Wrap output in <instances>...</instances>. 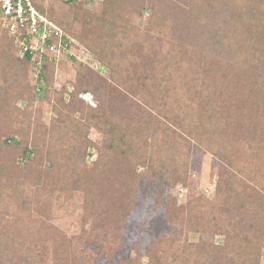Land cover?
I'll list each match as a JSON object with an SVG mask.
<instances>
[{"label":"rangeland","instance_id":"1","mask_svg":"<svg viewBox=\"0 0 264 264\" xmlns=\"http://www.w3.org/2000/svg\"><path fill=\"white\" fill-rule=\"evenodd\" d=\"M233 1L236 7L244 0ZM250 1L253 0H246L251 4ZM258 1V7L264 9V0ZM144 2L147 11L122 10L118 16L120 22L133 29L137 38L124 43L122 48L105 39L118 48L117 57L124 59L126 80H129L125 87L113 78L110 67L77 39L75 56L63 58L58 64L49 63V68L25 60L18 48L13 47V54L22 61L27 71L26 81L36 97L31 103L30 90V95L17 98L14 106L18 111L13 114L14 119H5L0 130L1 142L12 136L18 142L10 147L9 156L0 158V166H8L13 179L10 186L3 188L0 184V264H126L132 259L139 264H154L168 257L164 244L170 243L180 249L188 244L203 250L207 242L219 248L215 258L218 263L229 264L233 249L240 247L243 260L248 259L247 264H264V242L250 248L245 242L250 239L256 243L264 228V218L260 214V206L264 205V150L259 148V143L264 142V40L255 50L260 51L258 58L262 60L257 61L252 53H247L244 55L249 61L246 65L254 64L245 70L231 60L237 51L231 46L233 33L228 30L233 25L227 17L223 16L228 25L230 23L225 32L228 37L220 36L229 42L222 46L218 44L221 37H215L213 29L206 27L207 23L215 24L214 31H221L222 25L213 19V13H207L204 24L194 16L204 11L193 6L197 3L194 0H156L161 5V18L166 21L165 24L161 22L165 26H162L161 36L150 30L152 5L156 4L151 0ZM102 3L104 0H89L74 6L92 12ZM58 4L49 2L47 11L51 10L50 15L65 23L73 10ZM68 22L67 25H71V19ZM245 25L251 27L249 22ZM72 29L85 36L89 31L88 26L80 23ZM5 33L8 32L0 26V36ZM235 35L234 40L239 37ZM161 80L164 85L180 88L177 102L184 99L186 105L196 104L193 114L185 116L196 123L194 130L186 132L166 115L162 95L153 86ZM74 93L85 103V111L71 113L74 120L83 118L90 107L98 116L113 114L114 124L117 127L124 124V129L135 124L138 130L147 126L156 130L161 125L166 132L161 149L167 155H180L179 166L170 167L166 173L151 168L149 160L157 148L148 138L143 140L144 145L138 144L141 151L135 156L138 166L134 167L128 157L133 144L126 149V154L122 153L126 151L122 146L112 152L105 151L107 136L92 126L89 131L92 143L86 149L81 168V188L67 186L59 190L61 179H49L52 195L36 197L44 183V175L69 178L62 169L69 161L66 144L54 147L61 150L57 154L54 149L50 153L47 151L50 150V137L64 133L62 124L68 118L66 114ZM190 109L188 114L192 112ZM206 114L214 119L204 124L205 132L214 142L213 151L193 138L195 128L202 125L201 119ZM71 128L67 126L66 130L72 132ZM86 130L87 127H83L80 134ZM18 131L30 136L23 137ZM34 140L44 142L34 147ZM248 143L252 145L251 151L254 147L257 150L252 151L251 158V168L255 171L239 172L238 178L243 185L235 191L242 194L235 197L234 191L231 194L221 184L222 172L230 167L229 153L233 158L242 159ZM25 148L27 150L22 151ZM55 158L57 165L52 167ZM26 162H33L30 171L24 168ZM73 168H78V164ZM224 191L222 203L214 208L217 194ZM202 199L212 205L194 213L198 218L196 223L200 224L194 227L200 229L195 234L188 231L191 227L189 213L198 208ZM39 201L50 202V218L30 210ZM213 218L223 228L208 227V221ZM201 226L208 228L203 230ZM249 226L256 232L248 234ZM238 238L241 239L236 241ZM251 249L260 251L256 261L249 256ZM203 258L208 260L206 255Z\"/></svg>","mask_w":264,"mask_h":264},{"label":"trees","instance_id":"2","mask_svg":"<svg viewBox=\"0 0 264 264\" xmlns=\"http://www.w3.org/2000/svg\"><path fill=\"white\" fill-rule=\"evenodd\" d=\"M34 4L36 5L37 9L43 13L46 14L50 20L55 22L66 35H68L73 40L77 39L80 41L92 54L98 56L102 61H104L109 67L112 72L113 78L118 82V84L122 87H125V82H129V80H126V76H128L127 69L125 68L124 59L123 57L118 58V48L111 46L106 40H112V42L115 43L119 48L124 45V43H129L132 39L137 38V36L133 33V29L128 27L127 24L122 23L119 21V12L122 10H130L135 13L145 12L147 11L146 4L144 1L141 2V0H104V3L101 4V7L98 10L89 12L81 9V7H77L74 5H70L68 3H64L63 1L59 0H33ZM59 2V7L61 8H72L71 17L65 18V23L61 22L58 19L54 18V15H50V11L48 12V4L49 2ZM147 1V0H146ZM156 4V6L152 5V15L151 20L153 21L151 32L156 33L158 35H163L164 32H162V29L165 28V26L161 23L163 22L165 24V19L161 18V5L156 3V0H151ZM197 2L194 7H200L204 9V13L200 12L201 14H195L194 16L197 17V19H201L200 22L206 24L204 22V18L206 17L207 13H213V19H217L220 21L222 25V29L219 33L215 30V24H206V27L209 29H213V33H215V37L219 38V36L222 34L223 37L227 38L228 35L225 33L226 27H230V23L228 25L227 20L223 19L224 17H227L231 22L233 27L231 30H228L229 33H233V37L228 38L231 39V46L234 47L237 51L235 57H232L234 62L240 64L243 66L245 70H248L249 68H252L251 65L254 63H251L249 65H246L249 63L247 59H244V55L253 54V56L257 59V61H260L262 59L258 58L260 57V51H255L259 48V43L263 42L264 40V9L259 8L260 1L253 0L250 1V3H247L246 0L242 1L241 4L234 7L233 0H194ZM241 1V0H240ZM259 4V5H258ZM193 7V8H194ZM207 9V10H205ZM193 10L191 9V12ZM198 15V16H197ZM203 17V18H202ZM71 19V25H67L68 20ZM168 19V18H167ZM208 19H206V22ZM246 22H249L251 27L248 25H245ZM80 23L81 26H88L89 31L88 34L85 35H78L75 32H73L72 26ZM262 23V24H261ZM260 24V26H259ZM208 25V26H207ZM163 26V28H162ZM263 29V31H262ZM5 30V29H4ZM165 31V30H164ZM262 31V32H261ZM98 32V33H96ZM95 34H98L97 36ZM235 34H239L238 39H235ZM145 37V36H144ZM221 37V36H220ZM221 37V41L218 42L222 46L226 44V41L223 40ZM144 41H146V38H144ZM141 41V42H144ZM148 41V40H147ZM229 42V41H228ZM16 46V40L14 37H11L8 33L3 34V37L0 36V76L2 80V85H0V130L1 126L4 123V120H13L14 116L13 114L15 111H18L14 106V101L19 98L20 96L23 97L25 95H30L31 90V98L30 102L33 103L35 101V91H33L30 88V85L26 81L27 71L23 69L22 61H20L15 55L13 54V47ZM181 49L179 50V53H181ZM257 53V54H256ZM256 54V55H255ZM173 59L175 58V54H173ZM29 57L27 58V60ZM29 61V60H28ZM49 61L44 62L43 66L45 68H49ZM263 65V64H262ZM251 66V67H250ZM255 67V66H253ZM155 82V81H154ZM177 82V80H176ZM154 84V83H153ZM164 86V90L161 91V86ZM154 88H156L157 92H159L160 95H162V100L164 101L166 105V115L170 116L173 120V123L180 126L183 130L186 132H189L191 130H194L195 122L194 120H188L185 118V116L192 115L195 109V103L194 104H185V100H180L177 102L176 96L180 93V88L177 87V85H164V81L157 82L156 85H153ZM151 86V87H153ZM157 86V87H156ZM42 91V90H41ZM34 95V97H32ZM72 99L68 106V116L67 119H64L62 124L64 126V133L61 135L51 136L50 137V143L49 148L50 150L47 151V153H50L51 150H55L56 154L58 151L57 148H54L57 145H65L67 146V149L65 150L66 156L68 157L69 161L63 164L62 169L66 172L65 175L69 177L68 179H64L62 177L59 178H51L53 175H44L43 185L40 188V190L37 193L36 197L41 198L42 196H46L48 194L52 195V188H51V182L49 179H61V182H59V185L57 188L60 190L67 186H72L75 188H81V185L83 184V174H82V166L84 162V157L86 153V149L89 144L92 143L89 138V131L94 126L97 128L100 132L105 133L107 136V140L104 141L103 149L108 152H112L115 148L118 146H122L129 150V145H132V148L126 151H123L122 153L126 154L128 152V157L132 159V165L134 167L138 166V163L135 162L136 157L138 156L139 152L141 151V148L138 144H143V140L151 138V143L156 146V153L153 154L149 160L151 163V168H157L158 171L162 172H168V169L172 166H179L177 164V161H179L180 155H174L170 154L167 155L161 147L164 146L162 143V139L164 135H166V132L163 130L161 125L158 129L154 130L147 126L145 129H139L135 126V124L129 126L127 129H124V124H118V127L116 124H114V115L111 113H106L104 116H98V113L96 114L95 110L88 107V111L86 115H84L83 118L79 120H74L71 118V113H73L76 110L85 111V103L78 99L75 93L72 95ZM37 101V99H36ZM182 101V102H181ZM192 108L191 113L189 112V109ZM191 110V109H190ZM164 113V112H163ZM196 114V112H195ZM207 114L205 117H202L201 123L202 125L197 126L194 132V140L199 143L201 146L205 147L207 150H215V145L213 144V140H211L207 133L204 130V124H208L207 122H212L214 119L208 118ZM192 119V118H191ZM67 126H71L73 131L66 130ZM83 127H87L86 132L81 135V129ZM2 131V130H1ZM61 131V128H60ZM18 134L21 136H30L29 134L23 133L22 131H18ZM46 141V138H45ZM76 141V143H75ZM34 142H36L34 140ZM41 142H44L42 140L37 141L36 143H33L34 147L41 144ZM18 144V142L15 139V136L7 138L5 141H0V158L3 159L5 156L10 155V147L12 145ZM44 146V144H42ZM26 146V145H25ZM45 147V146H44ZM146 147V146H144ZM252 145L250 143L247 144V147H245L244 151V157L241 159L233 158L232 155L227 151V149H224L226 153H229V163L230 167L225 168L222 172L224 180L221 182L224 187H227V189L231 192H235L234 196H240L242 193L240 191H235V189H240V187L243 185L242 179L238 178V174L240 171H242V174H247L255 171L254 168H251V158L253 157L252 151H257L254 147L251 151ZM260 150H264V142L259 143ZM258 148V149H259ZM27 148L23 149L22 151H26ZM247 152V154L245 153ZM258 153V152H257ZM55 155V154H54ZM261 155V154H258ZM136 156V157H135ZM263 156V154H262ZM260 156V157H262ZM135 157V159H134ZM264 157V156H263ZM80 161L78 162V160ZM71 160V161H70ZM245 161V162H243ZM130 162V163H131ZM52 167L54 165H57V159H54V162H51ZM33 164L30 162H26L24 168H27L28 171H30V166ZM71 164V166H70ZM76 164H78V168H73ZM264 168V167H263ZM262 170V168H261ZM33 171V170H32ZM151 173V172H150ZM11 170H9L8 166L1 165L0 166V184L3 185V188L6 186H10V183L12 182V175ZM70 175V176H69ZM1 190V189H0ZM72 192V191H71ZM237 192V193H236ZM223 195H225V191L223 193L217 194L216 205L213 207H219L222 203ZM234 196L232 197L234 199ZM41 201V200H40ZM38 202V205L34 208L30 209L31 211L34 210L42 217L50 218L51 217V205L50 202L48 204L47 201L45 202ZM199 201V200H198ZM197 201V202H198ZM202 203V204H201ZM205 200L202 199V201H199L198 208L192 212L190 210L189 213V219L188 224L190 229L189 232L192 233H198L199 230L194 229V227L200 225L196 223L198 221V218H195L196 216L194 213L196 211H201L204 207H208L212 205V203H206ZM27 204V203H26ZM260 214L264 218V205L260 206ZM251 208V207H250ZM195 209V208H194ZM252 209V208H251ZM201 220L205 222V218L201 217ZM40 223H43L42 220H40ZM213 221V222H212ZM212 221H208V227L215 228L216 230H220V228H223L221 226V223L218 222L215 218L212 219ZM175 226H178L175 224ZM208 227L201 226L203 230H206ZM250 227V226H249ZM47 229V228H46ZM48 229L52 230V227L48 226ZM250 230H248V234L250 232H254V227H250ZM39 231H42L39 229ZM225 234L228 233V231L223 230ZM222 231V232H223ZM44 232V231H42ZM256 232V231H255ZM174 235H172L169 239H172ZM241 238L236 239V241H239ZM181 240V239H180ZM229 240L226 241L228 243ZM245 242L247 243L248 247L250 248L252 245L261 246L264 242V228L262 227V232L260 234V239L258 238L257 242L254 243L250 239H245ZM164 247L166 249L167 258L164 259L163 257L154 264H164L163 262H167L169 264H221L216 262V256L218 255V247H216L212 242L204 243V249L202 250V247L200 246H192V245H186L183 246L181 249L173 244L167 243L164 244ZM243 247V245H242ZM200 248V249H198ZM170 251L173 252L170 253ZM234 255L233 257L229 258V264H247L248 259H244V253L240 252V247H237L236 250L233 249ZM202 253L205 254L208 257V260L205 261L202 256ZM243 253V254H242ZM260 254V251H255L254 249L250 250L249 256L251 259L256 261V257H258ZM126 264H139V262L136 259H132L129 262H126Z\"/></svg>","mask_w":264,"mask_h":264},{"label":"built area","instance_id":"3","mask_svg":"<svg viewBox=\"0 0 264 264\" xmlns=\"http://www.w3.org/2000/svg\"><path fill=\"white\" fill-rule=\"evenodd\" d=\"M79 5L89 0H59ZM0 26L16 40L22 57L38 66L43 62L58 64L61 59L75 56V40L65 34L33 0H0ZM73 49V50H72Z\"/></svg>","mask_w":264,"mask_h":264}]
</instances>
